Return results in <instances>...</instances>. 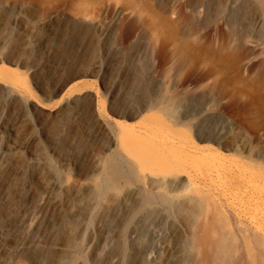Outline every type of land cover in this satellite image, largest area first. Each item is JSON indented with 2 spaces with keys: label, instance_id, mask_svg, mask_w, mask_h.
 Segmentation results:
<instances>
[{
  "label": "rangeland",
  "instance_id": "rangeland-1",
  "mask_svg": "<svg viewBox=\"0 0 264 264\" xmlns=\"http://www.w3.org/2000/svg\"><path fill=\"white\" fill-rule=\"evenodd\" d=\"M149 1L170 10L198 47L241 52L245 79L264 78V0ZM95 2L82 11L78 0H0V264H194L199 193L180 192L190 201L184 213L144 206L145 187L125 163L112 188L116 123L135 127L154 154L167 127L218 149L222 159L192 156L188 170L207 174L205 192L224 205L241 199L230 170L248 171L250 192L264 195V131L254 139L241 118L218 109L219 74L209 64L181 61L173 45L160 55L139 6ZM33 209L42 218L26 228Z\"/></svg>",
  "mask_w": 264,
  "mask_h": 264
},
{
  "label": "bare ground",
  "instance_id": "bare-ground-1",
  "mask_svg": "<svg viewBox=\"0 0 264 264\" xmlns=\"http://www.w3.org/2000/svg\"><path fill=\"white\" fill-rule=\"evenodd\" d=\"M78 2L81 7H88L87 5L94 3L95 0ZM127 2L139 6L149 15L150 26L155 31L157 40L162 42L160 55L166 47L173 45L181 61H204L219 74L215 82V87L222 96L217 103L218 109L241 118L242 121L239 120V123L246 127L247 134L258 139L264 131V78L253 81L239 74V66L243 61L242 53L231 52L225 43L220 50L211 49L208 45L198 47L179 32L170 10L161 14L149 0ZM86 7H82L81 10L87 9ZM122 18L127 17L124 15ZM132 28L133 26L127 28L126 37L130 36ZM221 38L224 40V35H221ZM245 69L251 71L252 67L247 66ZM6 77L14 79L10 74H6ZM184 83L179 82L180 86H184ZM235 95L246 98V106L240 107L234 100ZM100 115L103 116L101 112ZM160 122L166 123L162 117ZM183 125L188 126L186 123ZM116 126L121 162L111 160L108 165L112 173V188L118 184L123 163L145 187L144 206L161 205L169 209L178 207L179 213L187 212L190 209L188 195L180 192H188L189 187L194 188L200 195V200L196 204L198 222L193 227L192 235L198 247L194 264L227 263L228 257L234 252L239 255L237 264H264V195L256 197L255 192H250L249 184L253 182V177L251 174L248 175V171L242 168L236 170L237 172L230 170V175L241 192V199L235 205L231 202H225L224 205L221 201L211 199L205 192L204 188L209 184L207 174L200 173L192 177L188 170L189 159L192 156L209 154L214 159H222L218 149L202 148L182 129L167 127L165 129L168 136L161 139V147L154 154L151 152L153 148L146 146L145 140L134 134L135 127L121 123H116ZM177 139L180 147L176 146ZM47 199V196H42L39 206H44ZM92 200L93 197L88 195L84 205L87 206ZM41 218L42 211L33 209L27 214L24 226L30 228ZM232 218L236 223H233ZM240 238L242 240H239Z\"/></svg>",
  "mask_w": 264,
  "mask_h": 264
}]
</instances>
